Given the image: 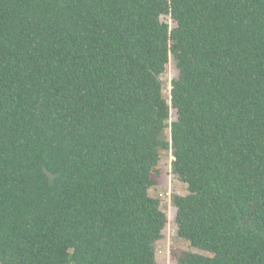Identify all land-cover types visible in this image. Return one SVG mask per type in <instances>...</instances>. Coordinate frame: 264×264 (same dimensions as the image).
<instances>
[{
  "label": "trees",
  "instance_id": "16d2710c",
  "mask_svg": "<svg viewBox=\"0 0 264 264\" xmlns=\"http://www.w3.org/2000/svg\"><path fill=\"white\" fill-rule=\"evenodd\" d=\"M164 153L173 264H264V0H0V264H157Z\"/></svg>",
  "mask_w": 264,
  "mask_h": 264
},
{
  "label": "rangeland",
  "instance_id": "374dc122",
  "mask_svg": "<svg viewBox=\"0 0 264 264\" xmlns=\"http://www.w3.org/2000/svg\"><path fill=\"white\" fill-rule=\"evenodd\" d=\"M178 74V70L172 59L169 60L165 73L161 76L163 81V94L168 97L171 89L170 83ZM171 120H174V113L172 112ZM163 158L160 161V175L156 178V184H154L148 191L152 197H157L164 205V212L166 214V226L163 230V238L155 244L156 260L157 264H173L172 248L177 251L180 249L190 250L194 252H200L198 249H194L189 246L188 242L178 240L175 237L176 226L174 223L175 208L170 204V197L172 194H186V186L180 183L170 173V160L172 159L170 153H164ZM170 192V196H166V193Z\"/></svg>",
  "mask_w": 264,
  "mask_h": 264
},
{
  "label": "built area",
  "instance_id": "2783aa9c",
  "mask_svg": "<svg viewBox=\"0 0 264 264\" xmlns=\"http://www.w3.org/2000/svg\"><path fill=\"white\" fill-rule=\"evenodd\" d=\"M166 196H170V192H167V193H166Z\"/></svg>",
  "mask_w": 264,
  "mask_h": 264
}]
</instances>
